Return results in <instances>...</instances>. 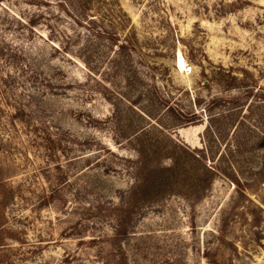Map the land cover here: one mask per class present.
<instances>
[{
	"label": "rangeland",
	"instance_id": "obj_1",
	"mask_svg": "<svg viewBox=\"0 0 264 264\" xmlns=\"http://www.w3.org/2000/svg\"><path fill=\"white\" fill-rule=\"evenodd\" d=\"M0 264H264V0H0Z\"/></svg>",
	"mask_w": 264,
	"mask_h": 264
},
{
	"label": "trees",
	"instance_id": "obj_2",
	"mask_svg": "<svg viewBox=\"0 0 264 264\" xmlns=\"http://www.w3.org/2000/svg\"><path fill=\"white\" fill-rule=\"evenodd\" d=\"M163 169H167V168H163Z\"/></svg>",
	"mask_w": 264,
	"mask_h": 264
}]
</instances>
